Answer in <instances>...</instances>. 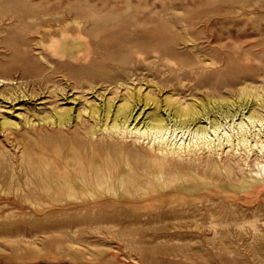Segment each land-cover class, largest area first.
I'll return each mask as SVG.
<instances>
[{"label":"bare ground","instance_id":"1","mask_svg":"<svg viewBox=\"0 0 264 264\" xmlns=\"http://www.w3.org/2000/svg\"><path fill=\"white\" fill-rule=\"evenodd\" d=\"M6 3L3 13L9 18L50 35L47 44L40 40L47 52L39 57L43 71L34 75L44 77L40 93L55 97L38 117L47 126V145H25L20 155L25 179L16 166L9 178L15 182L13 194L29 202L27 207L80 214L81 223L119 224L129 218L156 224L168 220L163 217L169 213L184 218L178 214L186 208L259 202L264 195V51L248 48L238 59L243 47L237 39L212 46L213 34L202 40L199 32L183 27L168 36L167 23L143 30L140 10L128 21L135 26L130 43L138 56L113 66L118 56L99 55L105 46L85 24H123L105 13L107 4H87L82 12L77 3L68 8L26 0ZM55 27L56 35L51 33ZM181 43L184 49L177 46ZM251 58L261 62L253 66ZM135 79L147 80L152 89L132 87ZM4 81L0 78V85ZM28 90L16 89L15 98ZM70 90L78 94L68 107L57 97L69 99ZM77 100L84 106L78 107ZM24 123L33 125L28 117ZM19 125L7 117L0 121L3 128ZM0 191L10 193L7 187ZM15 206L11 210L20 208Z\"/></svg>","mask_w":264,"mask_h":264},{"label":"rangeland","instance_id":"2","mask_svg":"<svg viewBox=\"0 0 264 264\" xmlns=\"http://www.w3.org/2000/svg\"><path fill=\"white\" fill-rule=\"evenodd\" d=\"M17 1L0 0V78L5 80L0 91L8 96L6 100L0 94V121L7 117L20 122L18 127L0 126V189H10L7 194L0 191V264H264V195L252 205L241 201L233 206L223 201L196 210L186 208L188 211L178 214L184 218L169 213L163 217H169L168 220L160 219L156 224L129 218L119 224H104L81 223L82 217L76 213L35 211L27 207L29 202L21 201L13 194L15 182H10L9 178L13 166L20 170L24 164L21 150L25 145L38 149L47 145L44 139L47 126L39 124L38 117L52 107L55 98L46 90L40 93L44 77L34 76L43 71L39 57L47 52L40 40L47 44L50 35L41 36L31 23L16 22L9 18L11 14L3 13L6 2ZM26 1L61 3L67 8L70 3H77L82 12L86 11L87 4H107L110 10L105 13L117 17L123 24L98 27L92 20L84 21L88 30L96 35L94 40H101V45L105 46L101 47L99 55L110 60L115 59L114 55L118 56L115 63L112 62L113 66L129 64L132 57L138 56L136 46L130 43L135 26L128 21L140 10L145 15L140 26L143 30L157 24L164 27L167 23L170 28H165L164 33L168 36L178 34L183 27L189 33L199 32L202 40L213 34L212 46H225L237 39L243 47L238 59H243L248 48L264 51V0ZM190 19H196L195 23L190 24ZM59 32L55 27L51 33ZM216 35L223 38L217 40ZM177 46L185 48L182 43ZM19 49L23 51L19 52ZM260 56L264 60V54ZM260 62L251 58L249 64L255 66ZM165 63L170 67L171 62ZM221 80L223 77L216 81ZM146 81L135 79L130 85L152 89ZM16 89H29L27 94H33V97L19 92L21 96L16 99ZM104 93L112 95L108 89H100V94ZM68 94L69 99H63L62 95L57 98L59 103L69 107L78 93L70 90ZM87 96L94 98L93 93ZM75 104L84 106L78 100ZM27 117L33 125L24 123ZM20 172L25 179V172ZM14 206L20 208L11 210Z\"/></svg>","mask_w":264,"mask_h":264}]
</instances>
